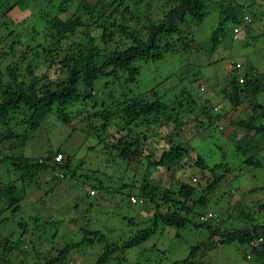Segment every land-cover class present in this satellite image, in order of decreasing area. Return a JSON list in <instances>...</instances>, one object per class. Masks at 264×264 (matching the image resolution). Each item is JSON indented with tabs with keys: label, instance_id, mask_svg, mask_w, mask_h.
Masks as SVG:
<instances>
[{
	"label": "rangeland",
	"instance_id": "1",
	"mask_svg": "<svg viewBox=\"0 0 264 264\" xmlns=\"http://www.w3.org/2000/svg\"><path fill=\"white\" fill-rule=\"evenodd\" d=\"M28 1L26 7L34 11L35 8L48 12L53 10V5L46 7L44 0ZM57 1L53 0L54 4ZM77 1L73 0V3ZM238 2L246 7L249 13L246 16L251 18V22L239 27L236 35L229 32L216 49H211L210 35L219 22H223L217 10H210L200 24L194 25L187 19L188 24L180 25L186 31L187 39H192L189 51L168 52L160 59L146 63L135 60L133 65L138 68L137 81L122 88L109 77H101L95 83L92 99L84 102L79 98L68 108L71 114L67 124L59 121L55 113L47 114L39 127L29 134V139L21 147L22 153L35 160L47 152L58 150L61 154L57 153L56 156L61 161L69 156V162L66 168L50 167L38 173L31 182H22L15 177L10 179L6 165L0 166V182L10 179L23 194L18 211L14 214L7 207L6 200L0 198V264L42 262L44 256H55L64 244L73 242H81V245L70 250L65 259L56 264H95L107 245L111 251L104 264H183L178 261L186 258L191 264H264V252L236 241L214 244L208 238L206 227L199 223V215L208 212L214 214L220 228L225 230H244L249 229L251 224L264 223V131L255 133L249 127L264 122L262 112L253 109L255 104H262L264 112V91L252 97L251 101H248L247 95H240V103H236V107L221 93L235 62L240 64L232 72L236 75L246 74L248 67L254 74V69L256 74L264 73V0ZM113 3L112 0H101L92 8L94 17L108 14ZM74 4L71 3L59 17H69ZM137 5L142 17L148 13L153 21L161 19L171 6L169 1L163 0H139ZM19 11L22 16L29 15L27 9ZM137 12L136 9L129 12L121 5L112 18L116 20L119 14L129 18ZM7 15L16 21L22 17L13 15L11 11ZM40 15L36 11L34 16L24 18L23 22L30 24V27L26 25L28 29L24 31L27 33L21 34L19 31V37L4 35V31L0 30L2 71L7 64H18L19 72L23 70L28 61L25 55L22 57L24 44L31 42L27 34L47 33L46 23L39 18ZM111 23L107 22L109 31L112 30ZM33 24L36 26L34 30L31 28ZM128 24L141 25L142 21L131 20ZM225 25L228 28L235 26L230 22ZM90 32L92 36L99 35L97 31ZM112 36L113 40L121 38L116 32ZM40 38L36 37L34 42ZM74 40L86 45L89 36L84 26L78 27L74 34L59 43H54L56 61L67 53L68 44ZM44 43L48 44L46 41ZM232 62L235 64L232 65ZM52 72L51 77L56 78ZM182 88L181 101L177 99L175 102ZM148 90H152L164 105H170L167 109L173 113L177 123L183 117L188 125L180 133L173 118L164 120L161 115L157 123L147 122L151 119L145 116L139 118L129 125V137L138 135L142 151L131 161H123L111 148V144L126 133V115L121 108L130 105L131 98ZM186 95H190L192 100ZM143 97L149 100L153 98ZM124 99L126 102L122 107L114 106ZM186 106V110L191 112L179 110ZM203 107L210 109L212 118L202 114ZM108 109L111 110L109 114L103 116L104 110ZM178 115L179 118H176ZM103 120L108 122L105 129L101 127ZM239 120H247L249 126L234 124ZM142 135H145V140ZM169 143L181 144L189 152L167 170L154 162L159 159L162 147L166 148ZM195 156H199L212 171L192 163L181 169L185 162ZM248 156L259 160L261 165L243 162ZM218 164L224 165L218 167ZM145 172L150 181L154 180L162 188L170 187L173 192L181 181L195 179L193 182L199 180L198 184H203L206 180L210 182V175L221 179L207 194L204 205L196 204L197 196L188 200V206L194 205L187 213L189 221L182 227H175L164 225L161 219L154 218L156 212H167L160 197L156 198L155 203H149L146 199L143 203L128 202L129 195L137 196V187L133 185L143 180ZM99 182L103 184V189L99 188ZM94 187L98 189L97 195H88V189ZM196 195L199 196V193ZM156 203L158 208L155 207ZM238 203L240 208H234ZM177 207L169 203V211ZM83 229L99 233L88 234ZM151 229L152 233L144 241L127 245L134 236ZM6 240L17 248L6 247ZM192 247H195L194 253H191Z\"/></svg>",
	"mask_w": 264,
	"mask_h": 264
},
{
	"label": "trees",
	"instance_id": "2",
	"mask_svg": "<svg viewBox=\"0 0 264 264\" xmlns=\"http://www.w3.org/2000/svg\"><path fill=\"white\" fill-rule=\"evenodd\" d=\"M19 1L21 0H0V30L4 31V35L10 36L14 34V36L19 37L25 32V29H28L26 25L30 27V24L23 22L24 18L29 15L34 16L36 11L41 14L39 18L46 23L47 28V33L43 35L36 33L27 34L30 35L28 40L31 42L24 44L25 50L22 57L25 55L28 61L25 62L21 72H19L18 64H7L3 71L0 67V166L6 165V170L10 171L6 172L9 173L10 179L11 177L20 178L22 182L24 180L34 181L38 173L47 171L50 167L66 168L68 165L69 156L63 157L62 161L61 159L59 161L54 159L56 154L60 153L58 150L47 152L43 157L35 160H30V157L22 153L21 147L29 139V134L39 127L47 114L50 112L55 113V117L59 121L67 124L70 121L71 114L68 108L79 98L84 102L92 99L94 97V92L92 93V91H94L95 83L101 77H109L112 81L118 82L117 86L122 88L129 83L137 81L138 68L133 65L135 60H142L146 63L158 60L163 54L168 52L189 51L190 49L188 50V48H190L192 39H187L186 31L180 27L181 24H188L187 19L191 20L194 25L200 24L204 16L208 14V11H218L223 24L219 22L210 35L211 49H216L229 32L236 35L232 32V28H242L244 16L249 14L245 10L246 7H244L243 3L238 2V0H163L169 1L171 6L158 21L151 20V16L148 13H145L142 17V14L137 9L139 0H112L115 2L112 9L109 10L108 14L102 13L100 18L94 17L92 8L97 6L101 0H79L76 4L73 3V0H59L55 4L53 0H44V3L47 4L46 7H48V4L49 6L53 5V10L51 9L50 12L40 8H35L34 11L33 8L26 7V4L30 1L24 0V3ZM71 3L75 6L73 13L66 18L59 17V14L64 12ZM121 5L129 12L133 9L138 11L137 14L132 16L133 19L132 17L126 18V16L121 14L117 16L116 20L112 18V15L118 12V7ZM19 9H27L29 15L22 16L21 11L18 12ZM8 11H11L13 15L17 14L22 17L17 21L13 20L7 15ZM139 19L142 21L141 25L128 24L131 20L137 22ZM117 20L120 21L118 22ZM108 21H112L110 24L112 30L110 31L107 25ZM227 22L235 26L228 28L225 25ZM250 22L251 18L247 23ZM81 25L84 26L86 35L89 36L86 45L77 43L74 40L68 44L67 53L56 61L57 50L54 43L57 44L70 36V34H74ZM34 27H36L34 24L31 25L32 30H34ZM92 30L99 32L98 38L91 35L90 31ZM111 32H116L121 38L113 40ZM36 37L41 38L35 43ZM45 41L48 44H45ZM10 47H12V42ZM235 63L232 62V65L235 64L232 72L237 69L236 67H240L238 62ZM249 68H247L246 74L243 73L242 76L229 72L230 74L227 75L228 80H226L227 84L225 88H221L222 96L233 103L234 107H236V103H240V95H247L250 99L248 101H251L252 97L256 96L260 91H264V82H262L264 73L256 74V69H254V74ZM50 71H53L52 73L57 77H51ZM239 77L242 78L241 82L238 81ZM182 91H184L183 88L176 95L175 102H177V99L181 101ZM109 94L112 97L113 93ZM143 96H152L153 98L149 100L147 98L144 99L145 97ZM186 97L192 100L190 95H186ZM131 100L130 105L127 104L121 108V112L126 115V119H124L126 133L111 144V148L117 151L118 158L123 161H131L142 151L138 135L133 138L129 137V125L135 123L139 118L145 116L147 119H151L146 120L149 123H157L159 121L158 116L160 117L161 115L164 116V120L173 118V121L178 125L180 133L184 131L185 125H188V122L185 119L183 120V117L177 123L173 113L167 109L170 105H164L159 97L152 93V90H148L138 97L131 98ZM124 101L125 99L117 101L114 106L122 107L126 102ZM262 108V104H255L253 107L254 110L259 109L262 112L261 116L264 118ZM186 109L187 106L179 110L181 112H191V110ZM201 110L202 114H206L209 119L212 118L209 108L203 107ZM110 111L109 109L104 110L103 116H107ZM176 118H179V115ZM105 119L107 118L105 117ZM107 124L108 122L103 120L101 127L105 129ZM234 124L239 127L249 126L247 120H239ZM249 127L255 133L259 130L262 132L264 131V122L259 125H250ZM141 137L143 140L146 139L145 135ZM188 152L181 144L169 143L166 148L162 147L159 159L154 164L161 167L165 166L167 170H170L171 165L177 163L182 157L187 156ZM187 162L181 166V169L185 168L186 164L192 163L202 169L212 171V169L206 167L199 156H195L191 161ZM243 162L256 166L261 165L260 161L252 156H248ZM223 165L218 164V167ZM148 176L145 172L143 180L133 185L137 187V197L143 201L146 199L149 203H155L156 198L160 197L162 203L167 207V212H156L154 218L161 219L164 225L175 227H182L189 221L187 213L194 208V205L192 207L188 206V200L197 196L196 204L204 205L207 194L221 179L219 176L210 175V182L206 180L203 184H198L199 180L193 182L195 179L191 180L192 182L190 180L181 181L178 189L173 192L170 187L162 188L154 180L153 182L150 181ZM10 179L8 182H0V198L2 197L6 200L7 207L11 208L14 214L18 211L23 194ZM99 184V188L103 189V184L101 182ZM93 189L98 190L96 187ZM197 193H199V196L196 195ZM175 196L176 198H173ZM169 203H173L174 206L178 207L173 211H169ZM228 205L229 203L227 202ZM155 207L158 208L157 203ZM237 207L240 208V203L234 205V208ZM212 219H214V214L205 221H200L199 219L200 226H205L208 230V238L212 243L224 244L236 241L248 246L250 241L262 237L263 242L260 247L253 248V250L257 249L264 252V223L251 224L249 229L244 230L233 228L225 230L220 228L218 220ZM153 227H155V223ZM152 231L153 229L143 232L140 236H134L127 245L139 244ZM83 232L88 234L99 233L96 230L88 231L86 229H83ZM4 243H6L5 246L8 248H17L15 244L7 240ZM80 245L81 242L64 244L55 256H44L42 262L34 264L59 263L65 259L70 250ZM194 250L195 247H192L191 253H194ZM110 251L111 247L107 245L106 250L95 264H104ZM178 262L191 264L188 258Z\"/></svg>",
	"mask_w": 264,
	"mask_h": 264
},
{
	"label": "built area",
	"instance_id": "3",
	"mask_svg": "<svg viewBox=\"0 0 264 264\" xmlns=\"http://www.w3.org/2000/svg\"><path fill=\"white\" fill-rule=\"evenodd\" d=\"M244 20H245L246 22H249V21H250V18H249L248 16H244ZM233 32H234V33L239 32V27H234V28H233ZM236 65L238 66V64H236ZM238 81L241 82V81H242V78L239 77V78H238ZM54 159H55L56 161H59V160H60V157L57 155V156H55ZM88 194H89V195H95L96 192H95V190L92 188V189H89V190H88ZM138 201L141 202V200L138 199L137 197H135V196H129V202H130V203H136V202H138ZM211 216H212V214L208 212V213H206V214H202V215H200L199 219H200V221H205L206 219H208V218L211 217ZM262 242H263V238H262V237H258V238H256V239L250 241V242L248 243V246H249L250 249L258 248V247H260V245H261Z\"/></svg>",
	"mask_w": 264,
	"mask_h": 264
},
{
	"label": "clouds",
	"instance_id": "4",
	"mask_svg": "<svg viewBox=\"0 0 264 264\" xmlns=\"http://www.w3.org/2000/svg\"><path fill=\"white\" fill-rule=\"evenodd\" d=\"M244 23H247L245 20H244ZM243 23V24H244ZM90 189H92V188H90ZM95 190V189H94ZM95 192H96V194L95 195H97V191L95 190ZM89 195V194H88ZM90 196H94V195H90ZM129 196H134V195H129ZM129 196H128V200H129ZM135 197H137V196H135ZM138 199H140L139 197H137ZM141 200V202H136V203H143V200L142 199H140ZM130 203V202H129ZM136 203H130V204H136Z\"/></svg>",
	"mask_w": 264,
	"mask_h": 264
}]
</instances>
